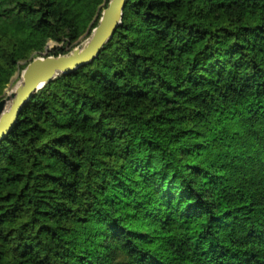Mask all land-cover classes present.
<instances>
[{"label":"trees","instance_id":"obj_1","mask_svg":"<svg viewBox=\"0 0 264 264\" xmlns=\"http://www.w3.org/2000/svg\"><path fill=\"white\" fill-rule=\"evenodd\" d=\"M108 1L0 0V99ZM0 264H264V0H126L0 139Z\"/></svg>","mask_w":264,"mask_h":264},{"label":"water","instance_id":"obj_2","mask_svg":"<svg viewBox=\"0 0 264 264\" xmlns=\"http://www.w3.org/2000/svg\"><path fill=\"white\" fill-rule=\"evenodd\" d=\"M125 2L126 0L108 1L83 46L75 47L66 54L38 55L24 66L19 84L10 94L0 99V139L12 130L22 106L38 88L59 74L70 72L90 62L98 55L121 23ZM8 100L10 103L6 109Z\"/></svg>","mask_w":264,"mask_h":264},{"label":"rangeland","instance_id":"obj_3","mask_svg":"<svg viewBox=\"0 0 264 264\" xmlns=\"http://www.w3.org/2000/svg\"><path fill=\"white\" fill-rule=\"evenodd\" d=\"M89 36H90V35H89ZM89 36H88V37H89ZM88 37L85 38V39H83L79 44L75 45L73 48L83 46V44L87 41ZM60 45H61V43L56 44V43L53 42V41H48L46 47L43 49V51H42V53H41L40 55H46L47 50H48L49 48H52V47H54V46H59V48H60ZM73 48H71L70 50H67L66 47H64V48H62V49H59V51H60L59 54H66V53H68L69 51H71ZM59 54H58V55H59ZM18 71H19V72H18ZM21 72H22V70H19V69L16 70V71L14 72V74L11 76L9 82L6 84V86H5L4 90H3V96H5V95L7 94V91H8L10 88H12L13 86H15L16 83L20 80ZM17 75H18V76H17ZM12 81H13V82H12Z\"/></svg>","mask_w":264,"mask_h":264},{"label":"bare ground","instance_id":"obj_4","mask_svg":"<svg viewBox=\"0 0 264 264\" xmlns=\"http://www.w3.org/2000/svg\"><path fill=\"white\" fill-rule=\"evenodd\" d=\"M19 72V71H18ZM18 76V75H17ZM13 82V81H12ZM19 84V82L15 85V86H13L12 88H10L8 91H7V94H10L15 88H16V86ZM9 103H10V101L8 100V101H6V104H5V108L7 109L8 108V106H9Z\"/></svg>","mask_w":264,"mask_h":264}]
</instances>
